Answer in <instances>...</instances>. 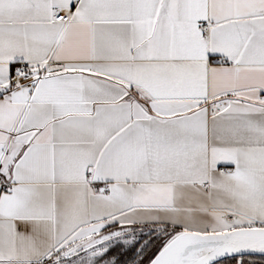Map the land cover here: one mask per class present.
<instances>
[{"label":"snow or ice","instance_id":"snow-or-ice-1","mask_svg":"<svg viewBox=\"0 0 264 264\" xmlns=\"http://www.w3.org/2000/svg\"><path fill=\"white\" fill-rule=\"evenodd\" d=\"M0 264H264V0H0Z\"/></svg>","mask_w":264,"mask_h":264}]
</instances>
